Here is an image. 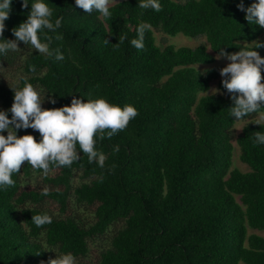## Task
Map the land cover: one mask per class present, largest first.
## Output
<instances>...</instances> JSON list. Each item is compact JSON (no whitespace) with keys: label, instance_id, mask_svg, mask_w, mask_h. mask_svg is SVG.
<instances>
[{"label":"trees","instance_id":"trees-1","mask_svg":"<svg viewBox=\"0 0 264 264\" xmlns=\"http://www.w3.org/2000/svg\"><path fill=\"white\" fill-rule=\"evenodd\" d=\"M34 2L22 9L21 0H12L4 39H15L12 29L26 21ZM44 2L53 8V21L63 17L57 32L47 35L63 36L51 48H60L64 59L20 42L26 52L10 51L0 64L24 54L21 75L43 90V109L70 106L73 98H105L121 108L131 104L139 114L112 138L97 139L96 149L107 156L104 169L79 153L78 162L46 177L27 163L13 175L15 186L0 190V264H47L68 252L85 257L97 239L104 244L99 264H264V238L247 233L264 231V144L254 137L264 123L253 121L264 109L242 118L249 122L234 138L249 170L231 168L237 120L230 115V94L215 69L196 67L212 64L220 49L236 53L264 36V28L249 24L237 8L241 0H159L160 12L140 9V0H121L109 7L107 21L75 0ZM242 2L247 8L256 0ZM141 22L152 27L138 51L131 41ZM155 30L203 36L205 44L161 48ZM215 80L219 92L206 94ZM12 89L0 83V110L11 108ZM24 135L41 139L31 128L17 130L18 138ZM112 164L117 167L109 171ZM45 186L48 196L41 195ZM81 207L93 209L92 221L78 215ZM41 213L53 222L38 228L31 217Z\"/></svg>","mask_w":264,"mask_h":264},{"label":"clouds","instance_id":"clouds-1","mask_svg":"<svg viewBox=\"0 0 264 264\" xmlns=\"http://www.w3.org/2000/svg\"><path fill=\"white\" fill-rule=\"evenodd\" d=\"M12 0H0V56L8 52H21L18 44L30 45L39 54L53 57L57 61L64 59L60 48L52 49L53 39L62 41L63 36L56 34L54 37L47 33H56L62 25L63 17L53 21V8L49 7L44 0H35L31 5V11L25 22L12 29L15 39L3 38L6 29L5 21L11 13ZM110 4H117L115 0H75V5L85 13L91 14L98 11L104 20L112 18L109 10ZM139 8L152 9L155 12L162 11L159 0H140ZM22 9L29 7L27 0H21ZM240 11L245 12V20L249 24L264 28V0H256L249 7L244 8L243 2L237 5ZM151 25L141 22L137 28V38L131 41L132 46L138 51L145 49V33L151 30ZM126 35L119 37V43H123ZM108 44L107 40H104ZM254 45V47H253ZM118 47L119 44H115ZM264 48V43L253 42L245 44L234 54L220 49L217 59L229 61L226 67L220 70L223 78L221 84L232 101L229 108L230 115L237 121L250 114L261 112L264 109V83L261 73L264 71V58L253 49ZM0 69H4L0 67ZM30 72H35V65L29 66ZM22 88L12 89L13 103L7 111L0 110V190L7 191L14 187L16 181L14 174L21 171V167L27 163L33 170H42L46 177L49 173L60 167H71L74 162L81 159L79 153L87 156L89 163H96L101 169L105 168L107 156L96 149L97 139L112 138L117 133L125 130L131 120L138 116V110L131 104L121 108L110 104L105 98L89 99L82 102L73 98L70 106L59 109H43L45 99L43 90H37L23 76ZM219 90L213 89L216 94ZM48 102L55 104L56 100L49 98ZM11 113V119L8 113ZM33 129L40 134V141L32 135L17 137V130ZM255 141L264 144V132H254ZM78 146V147H77ZM119 146H113V152H119ZM117 165L112 164L109 171H114ZM103 175L100 182H103ZM50 189L45 186L41 195L48 196ZM38 228L51 224L52 217L47 213L37 214L31 217ZM47 264H77L76 257L71 253L56 255L50 258Z\"/></svg>","mask_w":264,"mask_h":264},{"label":"rangeland","instance_id":"rangeland-1","mask_svg":"<svg viewBox=\"0 0 264 264\" xmlns=\"http://www.w3.org/2000/svg\"><path fill=\"white\" fill-rule=\"evenodd\" d=\"M121 0H115V2H119ZM113 5L110 4L109 7ZM154 38H155V43L163 48L166 45H173L174 47H180V46H188L191 48L197 47L199 45L205 44V38L203 36L201 37H197V38H187L185 36H183L182 34H178L174 37L171 36H167L166 34L159 32V31H154L153 32ZM253 42H257V43H264V36L253 41ZM253 42L249 43L252 44ZM21 49V48H20ZM258 50L260 52H264V48H258ZM26 50L21 49V53H25ZM214 58L215 61L210 64V65H196V67L201 70L204 71L205 69L208 68H213L215 69L218 74L220 73V70L224 67L227 66V64L229 63V61L225 60V59H217V55L218 54H214ZM230 54H234V53H230ZM24 54H22L21 56L18 55L17 58L13 59L11 62L9 63H4V64H0V67H3L4 69H0V83L5 84L8 87H11L13 89H16L19 87L20 85V80H18V77L22 76L21 75V70H20V58L23 56ZM219 77L220 74H219ZM213 89H217V81H213L211 83V88L210 90L206 93V94H213L212 90ZM218 90V89H217ZM219 92V91H218ZM217 92V93H218ZM46 100L44 99V102L42 104V106H44L46 104ZM253 121L258 122V123H264V112L257 114ZM249 121L247 120H240L237 121L232 129H231V134H232V145H233V153H232V167L231 168H237L242 172H246L249 170L248 166L244 163H242L239 160V148L235 143V137L241 132L243 126L245 124H247ZM75 181H77V179H75ZM34 185H36V183H33ZM51 208L53 209V206L51 205ZM50 208V209H51ZM92 208H84L81 207L77 210V212H79L81 217H83L84 219L86 218L88 220V222L92 221ZM248 234H257L261 237L264 238V231H257V230H251L248 229L247 231ZM104 244L100 241V239H97L94 242H89L88 243V253L86 254L85 257H81V258H76L77 264H99L98 263V259H99V252L100 249L102 248Z\"/></svg>","mask_w":264,"mask_h":264}]
</instances>
